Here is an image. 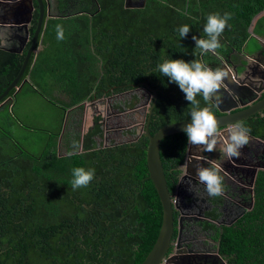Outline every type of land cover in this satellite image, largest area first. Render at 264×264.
<instances>
[{
    "label": "trees",
    "instance_id": "16d2710c",
    "mask_svg": "<svg viewBox=\"0 0 264 264\" xmlns=\"http://www.w3.org/2000/svg\"><path fill=\"white\" fill-rule=\"evenodd\" d=\"M78 2L83 8L76 9L71 25L62 26L64 34L93 27L102 71L87 69L59 76L60 80L68 79L72 87L67 108L147 85L157 96L145 122L150 135L165 125L190 119L191 105L178 86L156 70L157 65L165 59H194L211 67L217 57L227 58L241 51L247 41L256 42L249 28L255 16L264 11V0H149L145 7L134 10L124 9L123 0ZM86 3L93 7H86ZM214 13H230L231 19L219 37L221 47L216 53L201 55L192 36L205 38L206 18ZM100 23L112 28H100ZM183 25L191 30L181 39L177 29ZM252 34L264 36V15L253 23ZM25 53L26 49L22 54L0 49V94L18 74ZM41 58L39 54L32 67L30 61L20 83L28 74L34 80L43 76ZM14 93L12 90L9 97ZM196 99L201 107L211 106L214 116L220 115L214 104L209 105L202 96ZM137 102V96L131 94L124 105L132 108ZM0 114L6 122L11 120L10 101ZM98 122L99 117L94 131L84 136L83 152L62 158L52 149L32 156L0 126V135L15 148L0 139V264H140L151 250L162 209L148 177V139L144 133L132 143L91 149L96 144L88 139L100 135ZM239 123L250 129V136L264 141V109ZM187 145L184 132L169 135L160 143L170 193L177 185ZM75 167L95 169V176L87 187L74 191L71 180ZM257 202L253 211L223 227L219 253L227 264H264V171ZM257 209L260 216L249 217Z\"/></svg>",
    "mask_w": 264,
    "mask_h": 264
},
{
    "label": "crops",
    "instance_id": "0c3cea01",
    "mask_svg": "<svg viewBox=\"0 0 264 264\" xmlns=\"http://www.w3.org/2000/svg\"><path fill=\"white\" fill-rule=\"evenodd\" d=\"M148 1L149 0H123L124 9H142L146 6L145 4L148 3ZM0 2V25L9 24V19H11L10 15L17 14V10L12 11L10 7H6L4 3H9L8 1ZM43 5L44 9L41 34L39 35L35 45L36 51H34L30 59V65L32 67L37 59V56L41 54V69L43 70V76L37 77V79L34 80L31 75L28 74L19 84L20 87L18 90H15L12 99L7 100L4 105L10 101V109L14 107L16 97L25 89L32 94L36 93V95H38L42 100L44 104L42 106L46 108L47 112L55 114L57 124L51 131H45L47 138L45 139L46 148L44 149H52L58 158L68 156L69 152H72L73 154L83 152L84 136L87 132L94 131L95 120L97 117H99L98 123L100 125V135L93 134L88 139L89 142H94L96 144V146L91 149H104L118 145L120 142H113V140L119 139V134L117 132L120 128L116 125H118L120 118H117V115L113 114V110L111 108V102L113 101L112 98H117L115 97L116 95L110 96L111 101H109V98L104 99L102 97L91 101H84L71 108H67L70 106L71 97L69 92L72 87H69L68 79H59V76L66 73L69 74L70 72H82L87 69H94V71L98 70L99 72L102 71V61L99 57H97L98 51L93 44V27H90L87 31H81V33H76V31L72 29V32L64 34L63 40L57 39L56 25L61 24L63 27L71 25L70 18L76 16H73L76 9L83 8L82 3L78 2V0H43ZM89 5L90 3H86V7H93L92 5ZM96 5L98 7V3H96ZM32 6V10L29 13L30 22L17 25L13 24V28H10L9 39L6 40L3 37H0V49L19 50L20 47L24 45L23 52L25 49L26 51L28 50L33 33L37 27L38 17L40 16V9L35 0ZM90 10L93 9L90 8ZM17 17H19L20 20L23 19L20 15H17ZM25 20H27V18L21 22H24ZM104 26L112 28V25L110 24L100 23V28H103ZM49 29L51 30V34L50 36H47L46 32L49 31ZM95 40H99V38H96ZM78 42H85V44H80V46H78L76 44ZM9 43H11V46H9ZM93 59L96 60L93 61ZM58 71L59 75L56 76ZM53 73L54 76L52 79L51 76ZM48 82L51 84L49 85ZM66 89L69 90L66 91ZM99 101H102L103 103L106 102L105 108L101 110L103 112H100V109L96 105V102ZM0 112H2V110H0ZM1 114L0 123L4 124L6 121L3 119ZM9 116L16 124L17 118L14 116L13 111ZM123 126L125 127L126 125ZM124 127L121 128L123 135L128 136L129 134H127V131H124ZM126 127H128L126 128L128 130H132L128 125ZM0 137L2 136L0 135ZM12 140L15 141L13 137ZM1 141L2 144L5 143L12 149H15L13 143L4 137H2ZM15 142L20 145L18 141ZM43 152L44 150L41 154Z\"/></svg>",
    "mask_w": 264,
    "mask_h": 264
},
{
    "label": "flooded vegetation",
    "instance_id": "af4514ba",
    "mask_svg": "<svg viewBox=\"0 0 264 264\" xmlns=\"http://www.w3.org/2000/svg\"><path fill=\"white\" fill-rule=\"evenodd\" d=\"M257 37L261 38V46L255 48V50H250L249 48L252 47L247 43L244 49L245 54L248 53L254 58V60H251L247 77L251 80H257V82L253 83L254 87L262 86L264 88V73L261 70L264 68V36ZM255 40L258 42L257 39ZM233 53L224 59L216 58V62L211 64V68H223L229 74L236 70L238 76L243 75V69L240 65L244 63V56L241 54V51ZM139 89L141 93L138 94L137 90ZM128 93L138 95V102L132 108L124 105L126 101L123 98L121 104L119 101H115L113 106L111 105L113 114L117 115V118H120L118 125H116L120 128L117 132L119 134V144L132 143L145 133L147 111L144 110L143 106H152V99L150 100V95L143 87H139ZM122 95L118 94L115 97L118 98V96ZM263 97L264 90L261 91L257 101ZM103 98L110 99V97ZM119 105L121 109L117 108ZM137 107L140 108L134 111ZM125 114H129L130 116L128 126H132V130L129 129L127 134L132 136V138L131 140L122 141L121 139L125 135H123L121 128L124 127L123 125L127 126L123 120L126 117ZM136 115L143 116L141 123L139 122L140 118L136 119ZM220 130L222 131V129ZM130 132H133V134ZM239 151L240 156L238 158H228L224 155L220 145H217L216 150L211 153L203 151L201 146L192 145L190 149L186 150L184 160L178 168L180 175L175 190L172 193L174 195V203L176 204V211L174 212V225L176 229L173 235V242H177L178 240V244L181 246L191 248L198 255L200 263L227 264L225 258L219 253V243L223 227L234 224L244 215L253 211L258 204L257 188L261 184V173L264 171V146L260 145L255 140V137L249 135L248 144L243 146ZM188 152L196 156L198 160L195 162V171L193 173L185 171L183 174L181 167L185 164ZM209 161H214L220 166L219 175L222 177L223 192L216 197H212L207 193L205 185L199 181L196 171L201 167H210ZM260 214L261 211L259 212L257 209L249 217L254 215L260 216ZM179 230L180 236L178 238Z\"/></svg>",
    "mask_w": 264,
    "mask_h": 264
},
{
    "label": "water",
    "instance_id": "95a60500",
    "mask_svg": "<svg viewBox=\"0 0 264 264\" xmlns=\"http://www.w3.org/2000/svg\"><path fill=\"white\" fill-rule=\"evenodd\" d=\"M0 1H8L9 3H4V5L8 8L10 7L12 11L17 10V14L10 15L11 19H9V24L11 26L13 24L17 25L30 22L29 13L32 10L34 0ZM35 1L40 9V16L38 17L37 27L35 29V32L33 33L31 44L25 53L22 66L18 74L13 79V81L5 88V90L0 94V110L4 108V104L7 100L12 99V97H9L10 92L12 90H18V88L20 87V80L22 79L25 73V70L30 62L32 54L34 53V51H36L35 45L39 38V35L41 34L44 5L43 0ZM262 14H264V11ZM262 14H258L257 16H255L249 28L251 37L257 39L260 45L262 44L261 38L252 34V27L255 20ZM17 15H20L23 19L20 20ZM26 18L27 20L21 22ZM11 28H13V26ZM246 43L244 44L241 50V54L244 56V63H241L240 65V67L243 69L244 74L238 76L237 71L234 70L231 74L228 75V77L224 81V86L220 90L221 95L223 97V103L220 104L218 107L214 105L217 111L220 113V115L215 116V118L218 121L219 128L222 129L221 132H224L229 125L239 123L242 120L264 109V97L257 101L258 96L260 95L261 91L264 90V88L262 86L254 87L253 83L257 82V80H251L247 77L248 70L251 65V60H254V58L248 53H244ZM23 48L24 45L20 47L19 50H11L4 48L3 49L10 53H22ZM261 70L264 73V68H262ZM143 88L148 94H151L153 98L152 106H143L144 110L147 111V120H149L157 96L156 92L154 90H150L147 85H143ZM139 108L140 107L135 108L134 111ZM190 122V119H188L165 125L161 127L158 131H156L153 135H150L148 133V121L145 125V136L148 139V144L146 147V165L148 177L152 182V185L159 198V202L162 209V220L157 238L151 250L148 252L146 257L140 264H205L199 262L200 259L198 255H196V253H194L191 248L181 246L180 244H178V240L177 242H173V235L176 229L174 225V212L176 211V204L174 203L173 199L174 195H172V193H170L168 190L163 166L160 159L161 141L169 135L182 133L184 126ZM255 140L260 145L264 146L263 140L259 138H255ZM191 147L192 145H187V149H190ZM196 158V156L188 152L185 164L181 167V171L183 174L185 171L187 173H193L195 171L194 165L195 162L198 160ZM179 236L180 230L178 231V238Z\"/></svg>",
    "mask_w": 264,
    "mask_h": 264
},
{
    "label": "clouds",
    "instance_id": "9594fccd",
    "mask_svg": "<svg viewBox=\"0 0 264 264\" xmlns=\"http://www.w3.org/2000/svg\"><path fill=\"white\" fill-rule=\"evenodd\" d=\"M231 19L230 13L221 16L219 13L209 14L203 27L205 38L192 36L195 42V48L204 55L208 52L216 53L221 47L219 37L223 33L227 22ZM10 24L0 25V37L8 40L10 37ZM188 25L180 26L177 31L180 38H185L190 32ZM56 34L58 40L64 39L63 27L56 25ZM11 46V43H9ZM163 77H167L169 83H174L184 94L189 102L190 123L186 124L183 132L187 137L189 145L201 146L203 151L213 152L217 145H220L224 155L228 158L239 157L240 149L249 142L250 129L241 123L229 125L224 132H221L218 121L216 120L211 106H200L197 96H202L203 100L209 105L219 106L223 103L221 88L228 77L229 72L223 68H211L202 61L165 59L157 65L156 69ZM235 99V97H234ZM73 153L69 152L71 156ZM210 167H201L197 170L199 181L205 185L207 193L216 197L222 194V177L219 175L220 166L214 161H209ZM95 176V169H85L75 167L72 169L71 186L75 191L79 188L87 187Z\"/></svg>",
    "mask_w": 264,
    "mask_h": 264
},
{
    "label": "rangeland",
    "instance_id": "374dc122",
    "mask_svg": "<svg viewBox=\"0 0 264 264\" xmlns=\"http://www.w3.org/2000/svg\"><path fill=\"white\" fill-rule=\"evenodd\" d=\"M131 1H134V0H131ZM247 43L252 48H255V46L258 48L259 46H261L258 42L247 41ZM95 60L96 59H93V61ZM58 75H59V71L58 73H56V76ZM53 76H54V73L51 76L52 79H53ZM48 84L50 85L51 83L48 82ZM137 91H138V94L141 93L140 89ZM130 95H131L130 93H125L120 97L118 96V98H112L113 101L111 103L113 104L115 101L116 102L119 101V103L121 104L122 98L125 101H128L130 99ZM149 95H150V100H151L152 95L151 94ZM109 100L111 101V99ZM105 103L106 102L103 103L102 101L96 102V105L100 109V112H103L101 110L105 108L106 106ZM42 105L44 104L42 100L39 98V96L36 95V93L32 94L25 89L23 92L18 94V96L16 97L14 101L13 113H14V116L17 118V120L15 119L17 123L15 124L12 119L7 122H4V124L0 123V126L3 127L4 130H6L8 134H10L15 141H18L21 147L25 151L30 153L32 156H38L41 154L43 150L44 151L46 150L44 149L46 148L45 139L47 138V134L45 131L46 130L51 131L54 128V126H56L57 124L55 114L52 112L48 113L46 108L43 107ZM11 113H12V110L10 109V114ZM125 115L126 117L123 120L126 122L127 125H129L128 119L130 116L129 114H125ZM136 119H139V122L141 123V121L143 120V116L136 115ZM124 128H125V130L123 129L124 131H128V129H126L128 127H124ZM130 128L132 129V126H130ZM133 130H136V129H133ZM131 138L132 136L129 135V136H125L121 140L127 141L128 139L131 140ZM0 139L2 140V137H0ZM116 141H119V139L113 140V142H116ZM30 164L32 166L34 165V163H30Z\"/></svg>",
    "mask_w": 264,
    "mask_h": 264
}]
</instances>
